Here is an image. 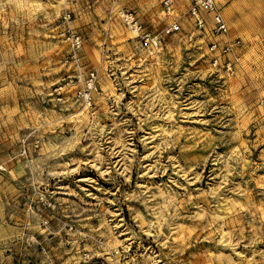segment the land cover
Returning <instances> with one entry per match:
<instances>
[{
    "label": "rangeland",
    "instance_id": "1",
    "mask_svg": "<svg viewBox=\"0 0 264 264\" xmlns=\"http://www.w3.org/2000/svg\"><path fill=\"white\" fill-rule=\"evenodd\" d=\"M162 1L0 0V264H264V0L233 75Z\"/></svg>",
    "mask_w": 264,
    "mask_h": 264
},
{
    "label": "built area",
    "instance_id": "2",
    "mask_svg": "<svg viewBox=\"0 0 264 264\" xmlns=\"http://www.w3.org/2000/svg\"><path fill=\"white\" fill-rule=\"evenodd\" d=\"M163 13L168 17H173L175 12V0H163ZM186 19L190 30L186 33V40L193 43L195 40L204 44L210 62L215 68H221L228 75H233V63L227 59L235 50L240 47V40H228V25L224 20L221 10L215 0H188ZM121 19L126 27L135 33L141 30L140 25L131 12L121 13ZM210 20V21H208ZM182 27L177 20H171L163 30V35L181 33ZM142 39L146 43L158 46V38L144 33ZM97 92V78L94 72H89L84 80L80 96L86 103H90Z\"/></svg>",
    "mask_w": 264,
    "mask_h": 264
},
{
    "label": "bare ground",
    "instance_id": "3",
    "mask_svg": "<svg viewBox=\"0 0 264 264\" xmlns=\"http://www.w3.org/2000/svg\"><path fill=\"white\" fill-rule=\"evenodd\" d=\"M208 21H210V20H208ZM133 31V30H132ZM134 32V31H133ZM135 33V32H134ZM227 39V38H226Z\"/></svg>",
    "mask_w": 264,
    "mask_h": 264
}]
</instances>
